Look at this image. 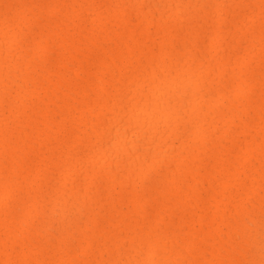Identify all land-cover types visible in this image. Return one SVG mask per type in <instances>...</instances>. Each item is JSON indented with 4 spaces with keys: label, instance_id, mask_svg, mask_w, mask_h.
<instances>
[{
    "label": "bare ground",
    "instance_id": "bare-ground-1",
    "mask_svg": "<svg viewBox=\"0 0 264 264\" xmlns=\"http://www.w3.org/2000/svg\"><path fill=\"white\" fill-rule=\"evenodd\" d=\"M0 264H264V0H0Z\"/></svg>",
    "mask_w": 264,
    "mask_h": 264
},
{
    "label": "clouds",
    "instance_id": "clouds-1",
    "mask_svg": "<svg viewBox=\"0 0 264 264\" xmlns=\"http://www.w3.org/2000/svg\"><path fill=\"white\" fill-rule=\"evenodd\" d=\"M163 103L166 105L167 101H164ZM148 127H150V125ZM148 127H145L144 129L145 132L148 131ZM133 135H140V129H137L135 132H133Z\"/></svg>",
    "mask_w": 264,
    "mask_h": 264
}]
</instances>
